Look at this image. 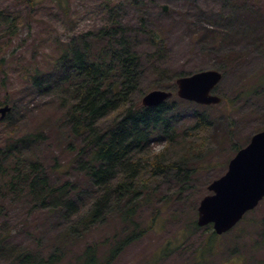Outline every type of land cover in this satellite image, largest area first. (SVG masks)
Listing matches in <instances>:
<instances>
[{
    "label": "rangeland",
    "instance_id": "1",
    "mask_svg": "<svg viewBox=\"0 0 264 264\" xmlns=\"http://www.w3.org/2000/svg\"><path fill=\"white\" fill-rule=\"evenodd\" d=\"M136 1L0 0V12L12 10L9 16L12 22L0 24V30L4 24H12L11 37L0 34V59H3V63H0V105L8 103L12 107L9 112L11 116L8 117L11 123L7 117L0 121V144L4 143L3 136L9 130L26 133L50 119L47 130L49 138L38 141L23 156L40 162L50 183L60 185V164L69 162L72 157L65 149L63 127H60L59 136V123L55 120L57 117H53L57 109L54 103H47L50 97H26L24 88L29 74L35 69L48 70L52 67L54 59L70 37L99 27L107 20L105 5L116 3V15L126 28V39L130 47L140 54L141 65H144L138 91L145 93L155 88L156 84L165 86L167 82L175 83L172 76L177 77L181 73L215 69L224 76L214 92L227 98H233L237 93L240 96L231 105H208V112L218 117L202 130V125H199L196 131L191 132V137L204 143L206 154L203 157L219 164L197 173L189 182L174 171L165 174L157 183V188L160 195L174 194L162 215L168 220L128 246L113 264H264V224L257 222L264 221V200L242 222L219 235V243L215 246L210 244L202 253H198L197 259H194V250L203 243L206 233L194 229L190 232L185 224L191 214L196 218L199 200L208 192L207 184L226 169L227 164L222 167L221 162L222 157L231 151L224 152L226 146L230 148L232 145L225 138L229 132L228 120L234 124L231 141L239 142L242 146L254 133L264 128V95H253L257 88L263 86L258 78L262 73L260 68L264 65V55L261 57L257 48L250 45V38L231 29L233 19L224 21L218 27L216 35L220 41L217 44L204 47L205 41L210 42L213 36L209 34L202 40L199 33L206 35L211 24L220 20L219 13L229 12L233 0ZM244 1H253L264 8V0ZM162 5L167 7L166 10L162 9ZM152 31L161 37L159 41L150 36ZM226 54H230L232 65L223 70L219 66L225 62ZM238 56L241 57L239 60L234 59ZM189 123L191 121L186 120L185 124ZM167 147L165 141H153L150 146L155 153L165 152ZM235 152L230 153L231 157ZM169 153L167 149L165 154ZM56 164L59 165L57 170L53 168ZM112 183L115 188V181ZM183 184L185 188L180 189ZM108 192L111 199L112 190ZM87 193L89 195L85 197L86 204L81 211L96 197L102 196L101 193L92 196L90 188ZM28 200L25 195L15 198L12 195L2 196L0 190V264H22L21 258L26 254L34 257V260L28 259L27 263H23L35 264L37 259L46 260L56 247V238L63 230L60 215L55 213V216L47 217L46 207L40 205L37 209H30ZM141 212L142 217L146 218L147 210L142 209ZM73 217L75 219L77 214ZM99 234L102 231L95 233V237ZM166 245L168 248L157 258V249ZM213 247L215 250L207 253ZM80 250V247H74L62 264H77L75 256Z\"/></svg>",
    "mask_w": 264,
    "mask_h": 264
},
{
    "label": "trees",
    "instance_id": "2",
    "mask_svg": "<svg viewBox=\"0 0 264 264\" xmlns=\"http://www.w3.org/2000/svg\"><path fill=\"white\" fill-rule=\"evenodd\" d=\"M105 9L108 14L103 24L71 36L52 67L35 69L29 74L24 88L26 97H50L47 103H54L57 109L53 117H57L55 120L59 123V136L60 127H63L65 149L72 157L69 162L60 164V185L50 183L40 162L23 156L38 141L49 138L50 119L26 133L11 129L3 136L4 143L0 144L2 196L15 198L25 195L30 209H37L40 205L46 207V216L60 215L63 225L53 252L46 260L37 259L35 264H58L59 261L62 264L76 246L81 249L75 256L77 264H113L128 246L168 220L162 215L174 194L160 195L157 188L165 174L174 171L189 182L197 173L219 164L203 157L206 154L204 143L191 137V132L196 131L199 125H202V130L218 116L209 113L208 106L178 98L174 82L154 86L172 90L170 98L159 105L143 106L141 97L144 93L138 91L144 66L141 65L140 54L130 47L126 39V28L116 15L118 4L105 5ZM219 19L211 24L210 29L205 28L208 29L206 35L202 32L198 35L202 40L209 34L213 36L210 42L205 41V48L220 41L216 35L218 27L233 19L231 29L250 38V45L257 48L263 57L264 8L253 1L233 0L229 12L219 13ZM151 34L153 40L161 39L156 31ZM224 59L225 62L219 66L223 70L232 65L230 54H226ZM260 71L258 82L263 86L253 92L257 97L264 95V65ZM186 74L189 73H181L177 77ZM238 96L239 93L233 98L222 97L221 103L231 105ZM9 116L8 113L5 118L11 123ZM186 120L191 123L185 124ZM228 122L229 132L225 138L232 145L224 149V152L231 151L222 157V167L227 164L230 153L245 145L231 141L234 124ZM153 141H165L168 145L166 150L169 149L170 153L166 155V150L164 153L151 151ZM58 167L56 164L53 168L57 170ZM113 181L115 188L112 187ZM184 185L180 189H184ZM89 188L92 196L100 193L102 196L96 197L81 211ZM142 209L147 210L146 218L142 217ZM72 214H77V217L73 219ZM257 222L264 224L262 220ZM185 224L190 232L194 229L206 233L203 243L194 250V259L206 246L219 243L220 237L211 225L198 227L195 215L191 214ZM101 231L102 234L95 237V233ZM262 238L264 246V231ZM167 248V245L158 248L157 258ZM213 248L207 253L215 250ZM30 259L34 260V257L26 254L21 263Z\"/></svg>",
    "mask_w": 264,
    "mask_h": 264
},
{
    "label": "water",
    "instance_id": "3",
    "mask_svg": "<svg viewBox=\"0 0 264 264\" xmlns=\"http://www.w3.org/2000/svg\"><path fill=\"white\" fill-rule=\"evenodd\" d=\"M162 8L166 10V6ZM222 73L215 69L200 70L176 78V95L197 104L211 105L221 102L214 94ZM172 91L153 89L141 98L144 106L159 105L172 96ZM10 110L9 105L0 107V119ZM197 207L196 224H211L216 234H222L235 226L264 198V130L254 133L249 142L229 160L226 171L212 180Z\"/></svg>",
    "mask_w": 264,
    "mask_h": 264
},
{
    "label": "flooded vegetation",
    "instance_id": "4",
    "mask_svg": "<svg viewBox=\"0 0 264 264\" xmlns=\"http://www.w3.org/2000/svg\"><path fill=\"white\" fill-rule=\"evenodd\" d=\"M9 9H11V6H9L8 7ZM1 11V10H0ZM11 11L12 10H3L2 12H0V24L1 23H6V21H11L12 19L10 18L11 17ZM6 12H8V20H7V18H6V15H7V13ZM10 16V17H9ZM6 19V20H5ZM12 22V21H11ZM11 22L8 24V25H3L2 27H1V30H0V34L2 35V36H4V37H6V35L8 34V36L9 37H11V34H12V24H11ZM6 104V103H5ZM5 104H1L0 106H2V105H5Z\"/></svg>",
    "mask_w": 264,
    "mask_h": 264
}]
</instances>
